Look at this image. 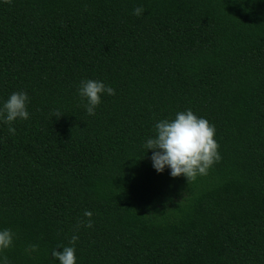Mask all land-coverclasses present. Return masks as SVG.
<instances>
[{
  "label": "trees",
  "instance_id": "obj_1",
  "mask_svg": "<svg viewBox=\"0 0 264 264\" xmlns=\"http://www.w3.org/2000/svg\"><path fill=\"white\" fill-rule=\"evenodd\" d=\"M82 79L115 90L95 115ZM20 91L29 118L0 123L9 264H59L73 235L76 264H264V0H0V101ZM188 109L220 156L189 181L143 147Z\"/></svg>",
  "mask_w": 264,
  "mask_h": 264
},
{
  "label": "clouds",
  "instance_id": "obj_2",
  "mask_svg": "<svg viewBox=\"0 0 264 264\" xmlns=\"http://www.w3.org/2000/svg\"><path fill=\"white\" fill-rule=\"evenodd\" d=\"M143 9L137 7L133 14L140 16ZM84 108L89 115H95V109L101 102L104 94L114 95L115 90L104 84L103 81L82 79L77 88ZM29 97L26 92H12L6 100L0 101V123L8 125L10 133L15 132L11 127L16 120H27L29 112L27 105ZM56 115L60 116L59 113ZM215 128L205 118L198 117L192 110L177 112L173 119H162L154 125V135L149 137L143 147L151 151L153 169L163 173L165 169L172 178L185 177L187 181L194 180L198 175H206L208 169L217 161L218 143L215 140ZM84 219L79 223L86 228L92 227V212L85 211ZM14 233L11 229L0 228V253L13 245ZM78 239L73 235L69 246L57 248L51 252V257L59 264H76L75 242ZM38 251L36 245H29L25 249L31 256ZM0 264H9L6 257L0 255Z\"/></svg>",
  "mask_w": 264,
  "mask_h": 264
}]
</instances>
